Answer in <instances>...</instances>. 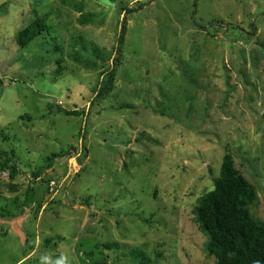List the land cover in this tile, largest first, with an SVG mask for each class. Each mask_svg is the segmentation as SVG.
I'll list each match as a JSON object with an SVG mask.
<instances>
[{
    "label": "rangeland",
    "instance_id": "obj_1",
    "mask_svg": "<svg viewBox=\"0 0 264 264\" xmlns=\"http://www.w3.org/2000/svg\"><path fill=\"white\" fill-rule=\"evenodd\" d=\"M0 7V264H213L193 209L226 153L264 222V0ZM44 15L55 40L18 48Z\"/></svg>",
    "mask_w": 264,
    "mask_h": 264
},
{
    "label": "trees",
    "instance_id": "obj_2",
    "mask_svg": "<svg viewBox=\"0 0 264 264\" xmlns=\"http://www.w3.org/2000/svg\"><path fill=\"white\" fill-rule=\"evenodd\" d=\"M4 8V6H3ZM0 7V13H2ZM87 16H81L86 19ZM47 16H35L34 19L15 36L18 48L24 49L35 40H55L53 29L46 24ZM125 24L122 25L124 30ZM124 33L121 31L120 44ZM56 50L57 47H55ZM77 62L78 58L75 59ZM62 60H57L58 67L54 70L55 75L62 73ZM117 62L115 58L114 64ZM114 70L102 81L97 97L108 94L113 87ZM195 85V84H194ZM130 107L129 104L120 105L119 108ZM190 110L192 109L189 107ZM57 113L73 116L78 111H67L56 107ZM164 110V109H163ZM165 112H162L164 115ZM47 158L43 168L48 167L52 159ZM10 158L0 167V171L8 169L9 178L14 179L18 173L15 166H10ZM40 168L33 173L34 177L40 173ZM54 182L49 180L47 184ZM212 189L205 192L198 200L193 209L194 220L202 234L206 237L204 250L208 257L212 258L213 264H264V222L256 219L251 213V207L257 201V192L254 185L246 179L235 167L229 153L221 160L218 175L212 179ZM55 183V182H54ZM47 185V188H48ZM56 186V183H55ZM49 189V188H48ZM50 242V239L46 240ZM116 243L107 244L115 247ZM134 259L133 264H154L143 251L134 248L131 250ZM157 258L161 256L156 254Z\"/></svg>",
    "mask_w": 264,
    "mask_h": 264
},
{
    "label": "built area",
    "instance_id": "obj_3",
    "mask_svg": "<svg viewBox=\"0 0 264 264\" xmlns=\"http://www.w3.org/2000/svg\"><path fill=\"white\" fill-rule=\"evenodd\" d=\"M54 187H55V183L54 182H50L49 183V185H48V190L50 191V192H52L53 191V189H54Z\"/></svg>",
    "mask_w": 264,
    "mask_h": 264
}]
</instances>
